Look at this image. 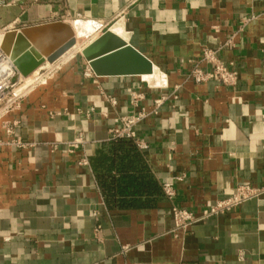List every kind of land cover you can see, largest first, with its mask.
I'll list each match as a JSON object with an SVG mask.
<instances>
[{"label":"crops","instance_id":"0c3cea01","mask_svg":"<svg viewBox=\"0 0 264 264\" xmlns=\"http://www.w3.org/2000/svg\"><path fill=\"white\" fill-rule=\"evenodd\" d=\"M75 19L102 25L78 49L108 31L115 42L102 51L130 46L152 70L99 75L89 64L97 53L81 50L35 69L39 81L0 116L1 140L9 126L30 143L0 144V264H264V0L0 7V30ZM203 47L233 63L235 85L189 77ZM140 112L133 132L145 148L112 137ZM240 185L261 191L174 227L173 206L202 217Z\"/></svg>","mask_w":264,"mask_h":264},{"label":"built area","instance_id":"2783aa9c","mask_svg":"<svg viewBox=\"0 0 264 264\" xmlns=\"http://www.w3.org/2000/svg\"><path fill=\"white\" fill-rule=\"evenodd\" d=\"M9 0H0V7L8 4ZM255 16H251L246 19L252 20ZM77 20V19H76ZM91 23V22H90ZM96 29H101V24L91 23ZM8 30L1 29L0 37ZM228 44V43H226ZM262 63L264 64V47L262 49ZM88 69V73H89ZM189 77L196 83H204L207 81H216L222 85L232 86L237 83L238 74L236 69L233 67V63H225L219 54V49L203 47L201 50L200 58L195 62L190 70ZM39 81V77L36 76L35 82ZM23 82L22 75L15 68L13 61L10 57L5 54L1 49V39H0V116L5 115L7 112L11 111L19 104V99L22 97L21 93L16 94L15 89L19 84ZM10 97V98H9ZM132 101H136L141 97L140 94H134L131 96ZM161 100H156V104L159 105ZM14 103V105H13ZM144 113L140 112L138 115L124 116L120 118V126L115 127L111 130L112 137L118 138H129L133 140L135 145L139 148H145L146 145L134 137L133 126L134 124L143 117ZM5 132L11 138L8 141H3L0 139V144H12L16 147L23 148L29 146L30 143L23 141L18 136H13L12 128L5 127ZM77 142L70 143V147H75ZM162 189L164 194L172 199L175 195L174 187L172 182H164L162 184ZM261 189L250 187L248 185L238 186L234 193L218 199L215 201L210 208L205 211L202 217L195 216L191 211L187 209L179 208L176 206L172 207V219L174 227L177 229H187L194 222L200 220L201 218L210 215L222 213L231 208L241 204L243 201L257 196Z\"/></svg>","mask_w":264,"mask_h":264},{"label":"water","instance_id":"95a60500","mask_svg":"<svg viewBox=\"0 0 264 264\" xmlns=\"http://www.w3.org/2000/svg\"><path fill=\"white\" fill-rule=\"evenodd\" d=\"M114 42V36L106 31L83 49L84 55L97 53L89 58L90 67L95 73L99 75L151 73V63L130 46L119 44L102 51ZM74 44L75 36L71 25L64 21H54L6 31L2 37L1 49L13 61L17 71L26 76L45 61L55 62Z\"/></svg>","mask_w":264,"mask_h":264},{"label":"bare ground","instance_id":"6f19581e","mask_svg":"<svg viewBox=\"0 0 264 264\" xmlns=\"http://www.w3.org/2000/svg\"><path fill=\"white\" fill-rule=\"evenodd\" d=\"M71 28L73 30L74 36L75 37H84L86 36L87 32H94L93 29V25H91L90 22L88 21H83V20H79V19H75L74 21H71ZM96 30V29H95ZM98 30V29H97ZM4 35V33H3ZM3 35L0 37L1 42H2V37ZM89 35V34H88ZM85 38V37H84ZM76 42V39H75ZM79 48V45L76 43L74 44L69 50H67L60 58L58 59H66L67 57H69L70 55H72L77 49ZM82 51V50H81ZM45 63V64H44ZM48 62H43L44 65H50ZM55 63V62H54ZM41 66V64H40ZM35 71L31 72V75L34 73ZM30 77L29 74L26 76H23L22 78L24 79V84H28L30 82ZM32 80V79H31ZM24 88V87H23ZM16 90V89H15ZM16 92V91H15ZM16 94H18V92H16Z\"/></svg>","mask_w":264,"mask_h":264},{"label":"rangeland","instance_id":"374dc122","mask_svg":"<svg viewBox=\"0 0 264 264\" xmlns=\"http://www.w3.org/2000/svg\"><path fill=\"white\" fill-rule=\"evenodd\" d=\"M71 22H69L68 24H70ZM71 25V24H70ZM94 29V28H93ZM89 34V35H88ZM96 36V32L94 31L93 34L92 32H87L86 36H84L83 38L82 37H75L76 39V42L75 44L77 43L79 45L80 48L83 47V45H85L88 40H90L91 38L95 37ZM81 49H78L76 51H80ZM43 64V63H42ZM40 67V66H39ZM49 67V66H48ZM35 71V70H34ZM37 71L38 69L31 75V73L29 74L30 77V82L26 85L24 84V79L22 78L23 82L21 84H19L16 88V92L18 93H21L22 97L25 93H27L28 91H30L33 87V84H34V81L36 80V76H37ZM23 77V76H22ZM32 79V80H31ZM36 83V82H35ZM24 87V88H23ZM22 97L19 99L21 100ZM10 98V97H9ZM14 105V103H13Z\"/></svg>","mask_w":264,"mask_h":264},{"label":"trees","instance_id":"16d2710c","mask_svg":"<svg viewBox=\"0 0 264 264\" xmlns=\"http://www.w3.org/2000/svg\"><path fill=\"white\" fill-rule=\"evenodd\" d=\"M117 141H120V138H118V140Z\"/></svg>","mask_w":264,"mask_h":264}]
</instances>
